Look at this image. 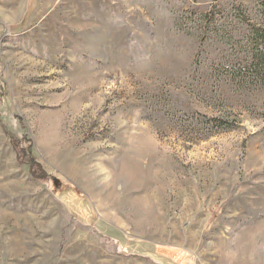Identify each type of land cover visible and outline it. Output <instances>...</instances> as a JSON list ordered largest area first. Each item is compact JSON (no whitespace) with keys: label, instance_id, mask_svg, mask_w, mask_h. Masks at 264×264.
<instances>
[{"label":"rangeland","instance_id":"374dc122","mask_svg":"<svg viewBox=\"0 0 264 264\" xmlns=\"http://www.w3.org/2000/svg\"><path fill=\"white\" fill-rule=\"evenodd\" d=\"M257 1L0 0V264H264Z\"/></svg>","mask_w":264,"mask_h":264},{"label":"trees","instance_id":"16d2710c","mask_svg":"<svg viewBox=\"0 0 264 264\" xmlns=\"http://www.w3.org/2000/svg\"><path fill=\"white\" fill-rule=\"evenodd\" d=\"M233 11L234 17L245 26V32L233 39L227 33H223L224 36H228L226 41L229 45L228 61L225 64L229 66L226 68L228 75L264 87V0L256 2L254 18L244 12L242 7ZM201 19L214 26V33L224 32L217 29L216 23L213 24V13H206Z\"/></svg>","mask_w":264,"mask_h":264}]
</instances>
